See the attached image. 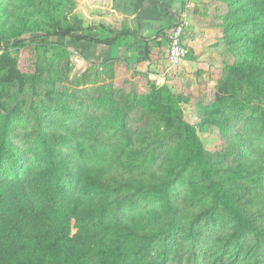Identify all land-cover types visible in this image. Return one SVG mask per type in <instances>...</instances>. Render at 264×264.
Here are the masks:
<instances>
[{"label":"trees","instance_id":"16d2710c","mask_svg":"<svg viewBox=\"0 0 264 264\" xmlns=\"http://www.w3.org/2000/svg\"><path fill=\"white\" fill-rule=\"evenodd\" d=\"M213 1L226 6L222 41L237 55L212 101H198L197 124L184 119L178 101L158 103L160 93L118 99L108 89L91 99L93 115L78 118L81 110L65 101L56 111L50 103L38 110L34 98L26 111L14 89L19 80L10 79L16 60L0 54V264H264V36L257 34L264 0ZM18 2L0 0V20L14 13V26L0 30V48L23 47L21 34L37 32ZM90 29L38 32L105 45L138 37L146 59L167 43L162 29L154 37L161 43L130 28L106 38ZM186 44L183 61L192 56ZM234 88L242 91L236 109L222 100L227 89L237 95ZM204 125L218 129L216 152L199 136Z\"/></svg>","mask_w":264,"mask_h":264},{"label":"rangeland","instance_id":"374dc122","mask_svg":"<svg viewBox=\"0 0 264 264\" xmlns=\"http://www.w3.org/2000/svg\"><path fill=\"white\" fill-rule=\"evenodd\" d=\"M63 1L64 6L60 7L58 0H19L18 3L23 4L22 9L26 12V22L33 26L32 31L37 32L33 34L24 31L21 34L27 43L23 47L9 45L5 49L0 48V54H6L11 61L16 60L17 74H11L10 79L13 77L16 81L19 80L14 89L19 93L22 109L26 111L32 101L30 98H34L39 102L36 104L38 110L43 108L44 103H50L51 110L56 111L65 101L78 112L82 111L78 113V118L84 113L93 115L95 109L91 105V99L108 89L111 96L118 99H122L119 96L124 95L134 97L133 99L146 95L152 98L160 93V96L157 94L158 103L173 105L178 101L182 105L184 119L197 124L202 114L198 101L204 104L212 101L217 81L226 67L236 61L237 52L233 55L222 41L223 19L228 17L225 15L226 6L213 0H143V3L141 0ZM172 13L177 14V19L179 16L182 18V13H185L190 20L187 40L188 43L190 41L192 50L190 58L174 67L161 65L159 68L156 63L151 64V58H144V41L138 37H125L112 45H105L94 41L60 39L53 35L39 37L38 32L53 27L82 25L91 28L87 31L90 35L106 38L130 28L147 40L155 41L154 37L160 29L165 30L164 35H167L174 25L175 22L172 25L169 22L168 14ZM13 16L9 14L4 21L0 20V30L9 31L14 26ZM3 18L1 12L0 19ZM261 32L264 33V29ZM263 33L257 32L264 36ZM159 36L156 43H161ZM41 39L48 42L37 43ZM57 42L64 46L56 44ZM51 43L53 48H49ZM165 49L166 45L159 47V56L164 58ZM10 67L13 69L12 65ZM5 74L6 72L0 75L3 81L6 80ZM30 79L36 82L33 89L29 87ZM234 89L237 90V95L228 89V95L223 92L222 100H228L230 108L237 107L236 102L242 96L239 88ZM179 92L189 95V100L180 102L177 99ZM231 92L233 97L229 95ZM136 111L134 109L132 114ZM244 111H248V107ZM97 112H101V108ZM28 118L29 126L34 121ZM198 133L208 152H216L221 147L217 128L198 126ZM216 161L227 165L230 158L218 156ZM253 242V239L247 238L244 243L250 246Z\"/></svg>","mask_w":264,"mask_h":264},{"label":"built area","instance_id":"2783aa9c","mask_svg":"<svg viewBox=\"0 0 264 264\" xmlns=\"http://www.w3.org/2000/svg\"><path fill=\"white\" fill-rule=\"evenodd\" d=\"M189 26L190 20L185 13H182V18L179 16L177 22L167 32V44L164 54L167 67L179 65L188 55L189 48L185 43L184 37Z\"/></svg>","mask_w":264,"mask_h":264},{"label":"crops","instance_id":"0c3cea01","mask_svg":"<svg viewBox=\"0 0 264 264\" xmlns=\"http://www.w3.org/2000/svg\"><path fill=\"white\" fill-rule=\"evenodd\" d=\"M176 1V0H175ZM166 12H167V10H166ZM174 15V14H173ZM177 15V14H176ZM168 16H169V22L172 24L173 22H171V19H172V15L171 14H168ZM166 25V24H165ZM163 31H165V30H163ZM187 33H188V31L185 33V37H184V40H185V43H188V40H187ZM159 38H161L160 36H159ZM159 40V39H158ZM150 43H151V41H150ZM152 43H154V42H152ZM151 43V44H152ZM189 43H190V41H189ZM188 43V44H189ZM166 45V44H165ZM161 46H163V45H161ZM160 46V47H161ZM164 56V55H163ZM150 58H151V60H152V62H151V64H153V63H156V65H157V67H159V68H161V65L162 66H167V62H166V60H165V58H163V57H161V56H159V53H158V51L156 50V51H153V53L151 54L150 53ZM185 61V60H184ZM163 68V67H162Z\"/></svg>","mask_w":264,"mask_h":264}]
</instances>
